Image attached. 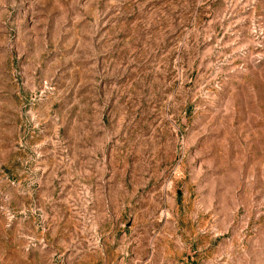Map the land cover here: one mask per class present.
<instances>
[{
  "label": "rangeland",
  "instance_id": "1",
  "mask_svg": "<svg viewBox=\"0 0 264 264\" xmlns=\"http://www.w3.org/2000/svg\"><path fill=\"white\" fill-rule=\"evenodd\" d=\"M0 264H264V0H0Z\"/></svg>",
  "mask_w": 264,
  "mask_h": 264
}]
</instances>
